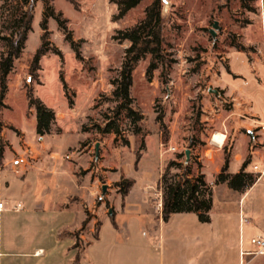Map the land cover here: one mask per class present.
I'll return each mask as SVG.
<instances>
[{
    "label": "rangeland",
    "instance_id": "obj_1",
    "mask_svg": "<svg viewBox=\"0 0 264 264\" xmlns=\"http://www.w3.org/2000/svg\"><path fill=\"white\" fill-rule=\"evenodd\" d=\"M22 1L0 0V59L7 49L4 38L12 33L19 19ZM114 1L48 0L49 8L42 1L37 3L33 30L8 77L5 99L8 108L2 114L4 142L20 143L23 156L32 161L29 142L38 139L33 135L36 110L29 106L27 93L32 90L34 97L55 113L62 109L65 113L77 111L72 124L78 123L77 130L83 126L88 133L84 142L67 155L75 159L77 155L73 152L85 149L89 156L83 166L76 163L75 175L95 200L92 212L88 213L90 220L96 218L91 238H97L100 220L95 210L100 206L109 216L102 217V223H108V218L115 216V206L119 211L116 220L121 226L132 222L144 226L153 222L155 210L161 208L163 199L159 182L169 164H178L170 169V178L187 169L196 177L203 172L201 148L205 138L217 147L223 146L225 136L216 134L212 139L211 130L228 119L227 112L233 110V104L209 90L223 93L217 84L229 71L231 56L244 53L255 73L257 64L264 65L259 0H161L164 49L171 62L167 69L160 63L151 77L148 76L151 56L139 62L130 92L133 100L130 107L142 118L137 121L136 116L121 108L122 100L114 96L125 52L130 47V42L119 43L116 38L120 32L145 21L146 10L155 0H144L120 20H115L119 11ZM52 13L60 23L47 16ZM45 16L46 48L39 65L33 68V60L43 44L41 23ZM205 99L216 105L224 103L222 112L213 120L205 117ZM160 115L162 124L157 120ZM108 124L117 128L118 133H100L99 129ZM78 141L77 133H68L61 140H48L47 150L54 149L61 154L64 148ZM252 143L254 149L260 148ZM231 144L232 138H229L223 146L225 158L229 157ZM0 163L1 166L2 160ZM47 165L39 171L42 179L41 172L51 170ZM247 170L258 177L251 163ZM205 174L214 189L212 213L216 220L227 208L239 206L240 197H234L225 186L213 187L215 166L208 164ZM127 181H134L136 185L131 188L134 190L128 200L130 208L122 212L123 196L118 185H126ZM76 199L83 202L79 197ZM241 205L254 210L264 220V179L258 180ZM76 234L78 237L79 233ZM258 235L255 230H246L245 251L253 250L250 240ZM77 243L78 252L82 253L87 242L77 238ZM247 259L250 257L242 264H247ZM250 264H264V257L252 256Z\"/></svg>",
    "mask_w": 264,
    "mask_h": 264
},
{
    "label": "crops",
    "instance_id": "obj_2",
    "mask_svg": "<svg viewBox=\"0 0 264 264\" xmlns=\"http://www.w3.org/2000/svg\"><path fill=\"white\" fill-rule=\"evenodd\" d=\"M259 4V30L264 50V0H259ZM230 60L229 71L222 75L217 85L223 92H220V97L235 103L233 110L227 112L228 119L216 124L211 131L212 138L215 134L225 136L223 146L232 138L229 173L237 174L247 159L251 166L264 162V65L257 64L255 73L244 53H236ZM205 102V117L209 119L216 102L210 103L209 99ZM76 112L65 113L64 109L54 112L56 122L51 134L45 136L37 134L35 112L33 135L38 139L29 142L33 151L32 161L25 159L22 145L17 141L6 144L0 166V202L5 207L0 210V264H74L78 254L76 233H79L80 240L87 242L80 264H235L237 261L242 264L246 257H250L247 264L251 263L252 256L243 255L246 252L245 232L255 230L258 236L264 237V220L254 210L242 208L241 204L252 188L239 193L227 184L216 185V178L226 162L224 147L213 145L204 134L201 148L203 172L200 174L211 187L205 170L208 164L215 166L213 187L225 186L234 197L238 195L239 206L227 208L215 220L212 213L214 189L211 187L210 223L200 222L198 216L191 213L173 214L168 222H164L160 201L161 208L154 209V221L144 226L134 222L121 226L116 220L119 211L115 206L116 227L111 218H108V223H102V217L109 216L100 206L95 210L100 220L97 238H91L96 218L90 220L88 213L92 212L95 200L75 175L76 163L83 166L89 156L85 149L74 151L75 159L67 155L84 142L88 133L83 126L77 130L78 123L72 124L77 118ZM74 132L79 135L75 145L64 148L61 154L54 149L47 150L48 140H61ZM253 141L260 148L254 149ZM45 164L51 170L49 173L41 172L44 180L39 171ZM133 190L125 198V203L121 197L122 212L130 208L128 200ZM77 197L83 202H78ZM233 200L232 197L230 201ZM17 205H20L19 209H15Z\"/></svg>",
    "mask_w": 264,
    "mask_h": 264
},
{
    "label": "trees",
    "instance_id": "obj_3",
    "mask_svg": "<svg viewBox=\"0 0 264 264\" xmlns=\"http://www.w3.org/2000/svg\"><path fill=\"white\" fill-rule=\"evenodd\" d=\"M42 1L48 7V0H23L20 16L15 24L12 33L5 37L6 52L2 54L0 59V160H2L6 143L3 140L2 134L5 129V123L2 120V114L7 105L5 104L6 95L8 93V77L13 70L14 62L22 55L28 41L29 34L33 30L34 12L38 2ZM144 0H115L114 3L118 6L119 14L115 20H120L132 9L139 6ZM73 3V1H71ZM162 1L155 0L154 3L146 10V19L134 28L125 32H120L116 38L119 43L125 41L130 42V47L126 49L125 59L122 65L120 78L116 81V90L114 96L122 100L124 103L121 108L129 112L130 116H136L137 121L142 118L130 107L133 103L130 92L133 86V73L137 68L139 62L147 55L151 56V64L148 69V76L158 69L161 63L165 69L169 68L170 60L164 49L165 37L164 27L165 22L162 15ZM59 23L58 16L55 13L47 15ZM47 16L41 23V29L44 32L42 36L43 44L37 52L33 60V68H37L40 58L46 48V36L48 32ZM29 106L35 108L37 113V134L45 136L51 134L53 126L56 122L55 113L48 109L39 99L35 98L32 90L27 93ZM158 122L162 124L163 116L157 118ZM102 134H109L112 132L118 133L117 128L112 125H107L104 129H99ZM139 162V160L137 161ZM1 164V163H0ZM250 164L247 159L243 164L242 169L237 174L229 173V157L226 158L225 165L216 178V185L227 184L228 187L239 193H246L251 189L260 179L247 173L246 170ZM178 164L173 162L167 167L164 175L161 177L159 187L163 191L162 199V219L168 222L173 214H196L199 221L202 223H210V211L213 205V190L205 181L204 175L196 177L191 176L187 169L181 175H176L174 178L169 177V171L172 167ZM126 185H118L120 193L123 198H126L134 186V181H127ZM112 224L116 227L114 216L111 218ZM88 220L84 223L86 226ZM78 238V237H77ZM75 248H78L76 243ZM81 252H78L74 264H80Z\"/></svg>",
    "mask_w": 264,
    "mask_h": 264
},
{
    "label": "built area",
    "instance_id": "obj_4",
    "mask_svg": "<svg viewBox=\"0 0 264 264\" xmlns=\"http://www.w3.org/2000/svg\"><path fill=\"white\" fill-rule=\"evenodd\" d=\"M235 103L234 100L230 102V104ZM224 108V103L220 102V104H217L214 107V111L209 115V119L213 120L214 118L217 117L218 114L222 112V109ZM253 170L255 173H257L260 178L264 176V162L263 164H257L253 166ZM20 205H17L15 209H19ZM5 209L4 204L0 202V210ZM250 244L253 247L252 251H246L243 253L244 256H254V257H264V237L257 236L253 237L250 240Z\"/></svg>",
    "mask_w": 264,
    "mask_h": 264
},
{
    "label": "water",
    "instance_id": "obj_5",
    "mask_svg": "<svg viewBox=\"0 0 264 264\" xmlns=\"http://www.w3.org/2000/svg\"><path fill=\"white\" fill-rule=\"evenodd\" d=\"M219 26H218V22L215 23L214 25V28L217 29ZM212 34H214V32L212 31ZM210 93H213L214 95H217V96H220V91L217 90V89H210L209 91ZM188 156H189V153H188ZM103 191L105 192L106 191V186L103 188Z\"/></svg>",
    "mask_w": 264,
    "mask_h": 264
},
{
    "label": "bare ground",
    "instance_id": "obj_6",
    "mask_svg": "<svg viewBox=\"0 0 264 264\" xmlns=\"http://www.w3.org/2000/svg\"><path fill=\"white\" fill-rule=\"evenodd\" d=\"M216 135V134H215ZM214 137V136H213ZM213 139V138H212ZM225 140H226V138H225ZM224 143H225V141H224ZM224 143H223V145H224ZM223 147V146H222Z\"/></svg>",
    "mask_w": 264,
    "mask_h": 264
}]
</instances>
